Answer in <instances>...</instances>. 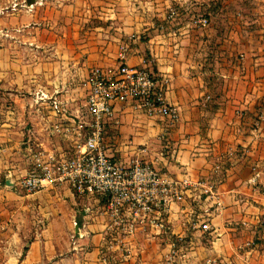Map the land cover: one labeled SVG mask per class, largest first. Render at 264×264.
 I'll return each instance as SVG.
<instances>
[{"label": "crops", "instance_id": "0c3cea01", "mask_svg": "<svg viewBox=\"0 0 264 264\" xmlns=\"http://www.w3.org/2000/svg\"><path fill=\"white\" fill-rule=\"evenodd\" d=\"M202 16L209 27H194ZM124 48L128 65L166 82L180 113L172 125L116 104L106 127L112 156L128 163L143 148L147 162L190 182L185 201L170 206L168 234L122 238L100 201L19 186L28 147L71 151L89 74L116 69ZM205 221L214 231L200 229ZM103 258L264 264V0H0V264Z\"/></svg>", "mask_w": 264, "mask_h": 264}, {"label": "built area", "instance_id": "2783aa9c", "mask_svg": "<svg viewBox=\"0 0 264 264\" xmlns=\"http://www.w3.org/2000/svg\"><path fill=\"white\" fill-rule=\"evenodd\" d=\"M177 15L176 8L170 9L171 18ZM192 25L207 28L210 20L198 17ZM127 52V48L122 50L121 63L116 69L97 68L89 74L85 112L77 122L71 151L59 154L42 147H28L30 170L20 179L19 186L29 194L67 187L89 204L100 201L102 212L111 219L112 229L122 238L134 236L145 228L168 234L170 206L185 201L190 182L177 181L147 162L143 158L146 149H139V156L128 163L109 153L112 144L106 127L115 120L116 104L132 102L138 113L149 118H165L172 125L180 119L178 108L166 99V82L147 66L128 65ZM55 131L63 136L68 133H63L59 127ZM223 169L219 162L216 171ZM257 177L252 180L254 184ZM205 189L207 200L216 197L217 192L212 187ZM91 211L88 205L85 212ZM200 229L205 233L214 231L207 221L200 224ZM176 252L174 248L172 255L176 256ZM102 264L113 263L103 258Z\"/></svg>", "mask_w": 264, "mask_h": 264}]
</instances>
